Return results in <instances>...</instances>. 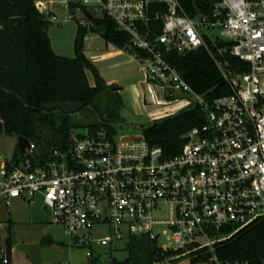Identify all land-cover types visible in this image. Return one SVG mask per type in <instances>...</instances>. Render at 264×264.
I'll return each instance as SVG.
<instances>
[{
    "label": "built area",
    "instance_id": "2783aa9c",
    "mask_svg": "<svg viewBox=\"0 0 264 264\" xmlns=\"http://www.w3.org/2000/svg\"><path fill=\"white\" fill-rule=\"evenodd\" d=\"M155 5L165 11L152 15ZM35 7L50 23L80 13L75 21L88 29L101 10L129 36L132 50L125 52L138 62L149 97L157 99L155 86L162 98L189 95L205 119L171 157L142 135H118L105 127L72 131L68 146L43 161L33 143L26 149L30 157L19 162L0 153V201L9 208L13 199L39 195L70 246H84L88 257L93 244L117 248L144 237L163 250L206 249L213 253L212 264H222L214 255L215 243L223 239L219 230L264 221V0H217L211 14L198 17L179 0H36ZM151 22H159V31ZM205 36L224 37L231 54L248 65L232 71L214 58L230 93L211 102L169 60L173 52L207 49ZM170 101L178 99L164 103ZM96 226H105L108 235L94 239ZM1 230H7L3 221L0 264H6L10 249Z\"/></svg>",
    "mask_w": 264,
    "mask_h": 264
},
{
    "label": "trees",
    "instance_id": "16d2710c",
    "mask_svg": "<svg viewBox=\"0 0 264 264\" xmlns=\"http://www.w3.org/2000/svg\"><path fill=\"white\" fill-rule=\"evenodd\" d=\"M35 1L0 0V132L27 138L35 145L36 156L43 161L52 150L66 148L71 132L82 125L74 120V114L87 115L89 108L98 112L100 120L85 124L89 130L105 127L115 132L112 125L122 120L123 102L118 92H110L105 109L97 105L98 95L109 91L113 85L106 84L102 78L90 85L86 71L95 76L97 69L83 52L84 36L89 31L97 32L120 50L132 49L129 36L119 30L113 20L102 16L90 19L93 25L90 29L78 26L73 58L60 56L48 37L50 22L37 11ZM179 1L192 17L211 14L217 2ZM158 9L165 11V6H153L151 14ZM150 27L159 31V22H151ZM204 39L207 49L200 47L186 54L173 52L169 60L194 92L211 102L230 93L214 58L232 71L247 70L248 65L231 54V43L223 38L205 36ZM138 53L143 55L141 51ZM204 119L201 105L193 104L177 114L146 124L141 128V135L171 157L179 153L186 133L201 125ZM26 153L17 149L13 160L19 162L30 157ZM217 235L226 236L214 245V255L222 264H264V221L258 220L242 228L223 227ZM6 241L10 249V234ZM121 248L127 256L123 260L112 257L110 264H168L184 258H189V264H197L209 261L213 255L206 249L190 253L163 250L144 237H131L116 250Z\"/></svg>",
    "mask_w": 264,
    "mask_h": 264
},
{
    "label": "rangeland",
    "instance_id": "374dc122",
    "mask_svg": "<svg viewBox=\"0 0 264 264\" xmlns=\"http://www.w3.org/2000/svg\"><path fill=\"white\" fill-rule=\"evenodd\" d=\"M96 15L102 17L103 13L101 10H97ZM73 17L74 19L62 24L50 23L47 30L55 53L69 58L75 56L74 38L79 26L75 19H81L82 16L80 13H75ZM209 31L212 35L219 33L218 29ZM87 35L88 39L83 44L85 56L96 66L97 75L100 78L104 81L114 79L115 83L109 91L98 95L97 105L100 109H105L111 97L110 92H118L122 98L123 106L120 110L122 120L112 125L118 135L139 136L141 128L146 124L177 114L191 105V96L180 93L172 97L166 95L165 98H162L158 91L157 99L155 98L153 101L149 97L147 84L144 82L138 62L123 50L120 52L122 54H120L119 60L118 58L105 59V57H101L102 54L116 47L106 42L97 32L89 31ZM86 72H88L90 84L93 86L95 76L89 71ZM116 88L121 89L116 91ZM174 98H177L178 101L164 103ZM89 110L91 111L87 115L83 112L73 115L74 120L82 124L74 129L79 134L87 133L88 126L85 124L101 119L97 111L92 108ZM17 145L18 136L0 132V153L5 158L13 159L17 153ZM9 210L14 223L11 227V264H110L112 257L123 260L127 256V252L122 248L116 250L113 246L93 244L92 257H88L86 256L88 249L84 246L75 244L70 246L69 237L64 233L62 227L53 223L52 216L49 211L43 208L39 195L25 203H16L12 200ZM1 232L7 237L10 233L8 230H1ZM107 235L105 226H96L92 229L94 239L105 238ZM46 237H49L53 243L48 244L45 241ZM193 257H196V254ZM189 262V258H184L168 264H189ZM197 264H211V262L199 261Z\"/></svg>",
    "mask_w": 264,
    "mask_h": 264
},
{
    "label": "crops",
    "instance_id": "0c3cea01",
    "mask_svg": "<svg viewBox=\"0 0 264 264\" xmlns=\"http://www.w3.org/2000/svg\"><path fill=\"white\" fill-rule=\"evenodd\" d=\"M120 52H122V50H120L118 48H115L113 50H109L108 52L102 54L101 57H105V59H110V58L111 59H116V58H118V60H119V56H120V54H122ZM86 73H87L88 81H89V83H91L90 80H89L88 72H86ZM105 82L108 85H114L115 84L114 83V79L106 80ZM90 85H92V84H90ZM153 91L157 94L158 91H159L158 87H156V86L153 87ZM34 197L35 196H33V197H25V198H16V199H13V200L16 201V203H21V202L25 203V202H29ZM44 209L47 210L46 208H44ZM0 221H3V222H5L7 224V230L10 231L9 234H10V237H11V227H12V225L14 223H13V220L11 218V212H10L9 208H6V206H5V204H4V202L2 200L0 201ZM45 239H46V241H48V244H52L53 243V241L49 237H46ZM6 264H11V255L9 257V262L6 263Z\"/></svg>",
    "mask_w": 264,
    "mask_h": 264
},
{
    "label": "water",
    "instance_id": "95a60500",
    "mask_svg": "<svg viewBox=\"0 0 264 264\" xmlns=\"http://www.w3.org/2000/svg\"><path fill=\"white\" fill-rule=\"evenodd\" d=\"M95 79L99 80L100 77L98 75H95ZM116 91H119L120 88H116ZM30 141L23 137V136H19L18 137V145H17V149L19 152H24L28 147H29Z\"/></svg>",
    "mask_w": 264,
    "mask_h": 264
}]
</instances>
